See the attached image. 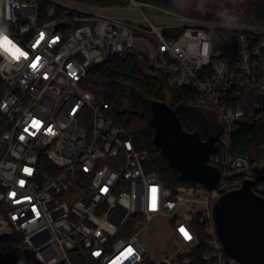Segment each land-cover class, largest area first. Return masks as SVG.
Segmentation results:
<instances>
[{
    "label": "built area",
    "instance_id": "2783aa9c",
    "mask_svg": "<svg viewBox=\"0 0 264 264\" xmlns=\"http://www.w3.org/2000/svg\"><path fill=\"white\" fill-rule=\"evenodd\" d=\"M0 26L11 41L0 42V112L10 125L0 138V264H241L217 237L211 207L264 167V156L232 149L247 117L264 119V109L254 110L264 106L263 24L145 0H0ZM217 29L237 32L234 60L214 48ZM126 51L145 54L153 72L191 87L194 105L215 113L217 184L165 186L146 170L148 152L108 116L109 101L84 88L94 64ZM244 90L263 96L249 113ZM253 190L264 197V180ZM153 222L167 240L157 254L145 240ZM199 224L208 237L201 252Z\"/></svg>",
    "mask_w": 264,
    "mask_h": 264
},
{
    "label": "trees",
    "instance_id": "16d2710c",
    "mask_svg": "<svg viewBox=\"0 0 264 264\" xmlns=\"http://www.w3.org/2000/svg\"><path fill=\"white\" fill-rule=\"evenodd\" d=\"M79 1L115 5L121 3L122 0ZM145 1L189 15L264 25V0H190L193 4L189 6H183L180 0ZM198 4L203 5L204 10L197 9L196 5ZM211 35L214 48L221 51L222 57L234 60L237 32L217 29L212 30ZM83 86L90 90L97 99L109 101V108L106 109L108 116L116 124L127 129L139 150L148 152V158L144 163L145 168L149 172H155L165 186L172 188L179 184H196L199 182L196 180L186 181L182 177L181 171L171 166L167 156L156 144L151 108L153 101L166 102L176 110L184 130L198 131L203 139L219 136L222 132V126L217 123L215 113L210 109L213 113V116H210L194 105L193 101L197 94L195 90L191 87L169 85L164 77L149 68L146 55L135 51L109 55L104 61L94 64L90 68ZM3 92L4 84L0 81V99ZM243 93L241 105L249 113L253 109V102L258 101L263 96L255 90H244ZM126 95L131 96L135 108H121ZM168 96L171 97V102L167 101ZM260 109H264V106L254 110L259 112ZM9 126L7 119L0 112V138L9 129ZM261 145H264V119L254 120L247 117L234 135L233 152L251 154L257 161L259 157L264 156V149L261 148ZM1 150L3 151V145L0 143ZM213 167L219 172L217 167ZM204 185L208 188L211 187ZM197 228L200 238L198 250L201 252L207 249L208 237L204 224H199ZM7 239L5 238V241ZM7 246L4 245V251L1 255H6L7 250H9ZM76 264L82 263L77 261Z\"/></svg>",
    "mask_w": 264,
    "mask_h": 264
},
{
    "label": "water",
    "instance_id": "95a60500",
    "mask_svg": "<svg viewBox=\"0 0 264 264\" xmlns=\"http://www.w3.org/2000/svg\"><path fill=\"white\" fill-rule=\"evenodd\" d=\"M151 108L155 142L171 166L186 181L217 184L221 176L210 157L219 150L218 136L203 139L198 131L184 130L176 110L166 102L153 101ZM255 173L253 180L224 193L211 207L217 237L225 252L241 264H264V197L253 190L264 180V167H255Z\"/></svg>",
    "mask_w": 264,
    "mask_h": 264
},
{
    "label": "rangeland",
    "instance_id": "374dc122",
    "mask_svg": "<svg viewBox=\"0 0 264 264\" xmlns=\"http://www.w3.org/2000/svg\"><path fill=\"white\" fill-rule=\"evenodd\" d=\"M183 4V6H189L192 5L193 3H191L190 0H180ZM234 1V0H231ZM229 8V4L227 5ZM226 7V6H224ZM196 8H200L201 10H204V6L201 4L196 5ZM135 48L137 49H141L143 51V53L147 52V49L143 46L140 45H135ZM168 102H171L172 99L171 97L168 96L167 99ZM121 108H127V109H131V108H135V106L132 104V100H131V96H125L124 100L122 102ZM198 109H201L203 112H205L206 114H209L210 116H213V113L211 112V110L209 108L206 107H200L197 106ZM216 120V119H215ZM217 121V120H216ZM218 124H220L217 121ZM145 240L147 241L149 247H150V251L152 252V254H157L159 253V251H162L166 245L167 240H159V236H158V223H154L151 225V227L149 228V231L146 233L145 235ZM163 241V242H162ZM164 247V248H163ZM171 249H169L170 251ZM173 251V248H172Z\"/></svg>",
    "mask_w": 264,
    "mask_h": 264
},
{
    "label": "snow or ice",
    "instance_id": "6c2138e0",
    "mask_svg": "<svg viewBox=\"0 0 264 264\" xmlns=\"http://www.w3.org/2000/svg\"><path fill=\"white\" fill-rule=\"evenodd\" d=\"M11 42H9V41H7V40H5V41H3L2 42V45L5 47V48H7V46L10 44ZM10 51H12V55L13 56H16L17 58H18V56H20V55H24V53L23 52H21L19 49H9ZM33 67H35V65H33Z\"/></svg>",
    "mask_w": 264,
    "mask_h": 264
},
{
    "label": "clouds",
    "instance_id": "9594fccd",
    "mask_svg": "<svg viewBox=\"0 0 264 264\" xmlns=\"http://www.w3.org/2000/svg\"><path fill=\"white\" fill-rule=\"evenodd\" d=\"M5 40L11 42L8 35H7L6 26H0V42H3Z\"/></svg>",
    "mask_w": 264,
    "mask_h": 264
}]
</instances>
